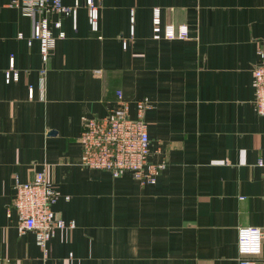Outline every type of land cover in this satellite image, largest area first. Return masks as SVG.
<instances>
[{
  "label": "crops",
  "instance_id": "0c3cea01",
  "mask_svg": "<svg viewBox=\"0 0 264 264\" xmlns=\"http://www.w3.org/2000/svg\"><path fill=\"white\" fill-rule=\"evenodd\" d=\"M80 1L44 62L28 44L38 17L0 0V264H239V228L264 226L253 84L264 0H96L99 32ZM155 7L190 36L155 39ZM11 55L20 78L7 83ZM119 90L132 116L137 100L150 105L151 160L166 161L155 183L81 164L82 117L107 115ZM39 170L60 191L57 215L75 222L45 248L8 212L15 179ZM255 258L264 264V244Z\"/></svg>",
  "mask_w": 264,
  "mask_h": 264
},
{
  "label": "built area",
  "instance_id": "2783aa9c",
  "mask_svg": "<svg viewBox=\"0 0 264 264\" xmlns=\"http://www.w3.org/2000/svg\"><path fill=\"white\" fill-rule=\"evenodd\" d=\"M80 0L73 5L63 0H10L9 5L19 8L28 17H38L33 25L28 44L38 41L43 61H47L50 51L60 38L66 36L62 28V19L72 16L76 19ZM88 11L89 24L94 32L100 29V11L96 0H84ZM58 18L53 23L50 14ZM153 37L155 39H186L190 36L187 24L175 25L163 23L161 9L155 7L152 18ZM53 28L58 30L57 34ZM24 37L23 32L17 35ZM260 62L253 70L255 104L258 113L264 115V36L258 48ZM42 74L45 69L41 70ZM20 72L16 67L15 56L11 55L9 67L5 71L7 83L17 81ZM33 86L29 94L33 95ZM117 105L105 116L84 115L80 139L83 150L81 164L92 169H104L114 177L130 172L141 184L155 183L164 169L166 161H152L151 139L145 112L149 103L145 99L136 101V115L132 116L130 105L124 99L121 90L117 92ZM258 163L264 166V157ZM15 194L8 205V212L15 211L24 231H33L37 243L45 248L56 231L64 227H74L75 222L65 221L54 210V204L60 197V191L47 177L45 170L36 171L30 180L14 181ZM69 198V197H67ZM238 250L241 255L239 264H258L255 258L260 256L264 244V226L244 225L239 228Z\"/></svg>",
  "mask_w": 264,
  "mask_h": 264
},
{
  "label": "water",
  "instance_id": "95a60500",
  "mask_svg": "<svg viewBox=\"0 0 264 264\" xmlns=\"http://www.w3.org/2000/svg\"><path fill=\"white\" fill-rule=\"evenodd\" d=\"M50 132L54 133L55 131L53 130V131H50Z\"/></svg>",
  "mask_w": 264,
  "mask_h": 264
}]
</instances>
